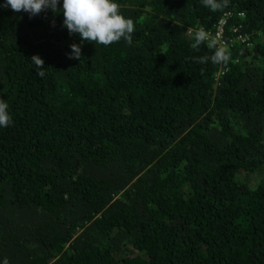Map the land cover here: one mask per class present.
Segmentation results:
<instances>
[{"label":"trees","instance_id":"trees-1","mask_svg":"<svg viewBox=\"0 0 264 264\" xmlns=\"http://www.w3.org/2000/svg\"><path fill=\"white\" fill-rule=\"evenodd\" d=\"M116 2L131 46L0 7V258L264 264V0ZM221 19L230 58L213 63L190 32Z\"/></svg>","mask_w":264,"mask_h":264},{"label":"clouds","instance_id":"clouds-1","mask_svg":"<svg viewBox=\"0 0 264 264\" xmlns=\"http://www.w3.org/2000/svg\"><path fill=\"white\" fill-rule=\"evenodd\" d=\"M204 7L211 11L218 10L221 0H201ZM57 4L60 5L57 9ZM227 0H223L226 6ZM0 7H6L14 12L24 11L29 17L38 15L45 9L58 11L63 15L62 26L69 34H77L80 41L91 42L94 45L109 46L123 40L129 46L132 45V34L135 26L130 18L125 17L120 11V5L116 0H3ZM191 48L198 49L206 44L208 49L213 50L207 58L213 63H226L230 53L226 48L218 46L215 38L203 28L190 32ZM69 59L81 60V48L77 44L70 45ZM38 77L44 76L43 60L38 55L29 59ZM200 63H205V58H200ZM8 104L0 99V128L11 124L12 119L8 111ZM0 264H9L7 257L0 258Z\"/></svg>","mask_w":264,"mask_h":264},{"label":"built area","instance_id":"built-area-1","mask_svg":"<svg viewBox=\"0 0 264 264\" xmlns=\"http://www.w3.org/2000/svg\"><path fill=\"white\" fill-rule=\"evenodd\" d=\"M239 16H243V13H238ZM224 19H221L218 24L216 25V29L214 33L208 32L210 34L211 38H215L218 42V46H226L225 41L223 40V25H224ZM236 40L244 42L245 38L242 37L241 35L236 36Z\"/></svg>","mask_w":264,"mask_h":264}]
</instances>
